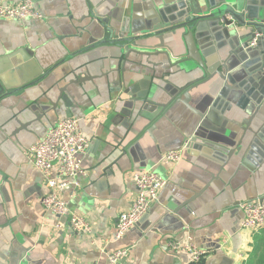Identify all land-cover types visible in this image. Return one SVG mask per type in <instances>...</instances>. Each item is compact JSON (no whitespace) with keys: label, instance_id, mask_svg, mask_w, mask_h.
<instances>
[{"label":"crops","instance_id":"obj_1","mask_svg":"<svg viewBox=\"0 0 264 264\" xmlns=\"http://www.w3.org/2000/svg\"><path fill=\"white\" fill-rule=\"evenodd\" d=\"M32 1L42 18L0 19V264H109V253L119 249H129L120 264H264V228L241 227V203L264 194V136L248 153L250 158L234 156L223 166L187 147L193 135H203L200 126L238 141L243 131L235 121L256 109L253 125L264 124V84L253 87L257 78H245L243 72L236 80H246L244 88H252L251 94L242 88L231 91L216 75L193 90L189 105L204 111L205 105L198 107L197 102L217 95L224 100L220 112L208 111L202 119L184 103L175 102L155 121L137 118L130 115L118 68H135L142 59L155 64L154 70L147 65V72L159 75L155 82L162 102L171 98L169 92L203 75L190 67L186 71L170 67L165 55L131 54L126 61L127 49L118 45L123 29L152 25L158 7L177 0ZM199 1L217 7L239 1L250 10H264V0ZM210 37L216 44L213 33ZM164 41L167 48L186 49L181 32L165 34ZM159 43L150 41L152 46ZM229 50V45L221 50L222 59ZM173 57L179 56L174 52ZM86 69L91 75L107 74L95 84L70 85L66 99L51 109L45 96L56 101L58 88ZM255 94H261L258 104ZM65 117L79 119L90 141L81 155L85 173L80 186L73 196L61 193L71 212L90 224V232L83 235L69 229L68 218L44 207L42 199L50 187L25 155ZM251 138L248 135V141ZM180 149L179 162L162 161L167 151ZM143 170L156 171L167 184L147 216L115 240L118 218L136 194L133 175ZM173 242L192 244L209 254L187 263L190 253L173 249Z\"/></svg>","mask_w":264,"mask_h":264},{"label":"water","instance_id":"obj_2","mask_svg":"<svg viewBox=\"0 0 264 264\" xmlns=\"http://www.w3.org/2000/svg\"><path fill=\"white\" fill-rule=\"evenodd\" d=\"M179 8L180 11H178ZM244 28H248V32L241 33ZM233 30L235 31L234 35L231 33ZM179 32H181L186 49L180 50L179 46H177L178 48H175L176 46L167 48L164 45L165 34L172 33L175 36ZM211 33L217 41L216 44L211 42ZM118 38V45L127 49L124 59L126 61L131 54L136 57H149L154 54L165 55L170 67H178L180 71L182 69L186 71L190 67L203 73L201 78L186 83L174 92H169L171 98L167 102H162L160 101L161 90L155 82L160 77L156 72H147V65H151L154 70L156 69L155 64L149 61L144 62L142 59L136 62L135 68H118L122 92L129 98L127 106L130 115L135 114L137 118H149L150 121H155L156 118L163 116V111L175 102L184 103L202 119L209 115L208 111L220 112L224 100L217 95L216 97L207 95L197 102L198 105L196 103L198 107L205 105L204 111L200 112L189 105L190 101L193 100V90L204 82H209L216 75L229 86L231 91L242 88L251 94L252 88H244L243 84L246 80L241 82L236 80V76L243 72L245 78L252 76L257 78L252 83L253 87H260L264 84V10H250L248 6H244L239 1H234L231 4L224 3L219 7L213 2L206 5L199 0L167 2L158 7L152 25L146 28L134 27L129 32L123 29ZM255 38L257 43L252 45ZM152 39H157L160 43L152 46L150 44ZM227 45H229L230 50L227 56L222 59L221 50ZM155 49L157 51H154ZM174 52L178 54V58L173 57ZM106 74L91 75L88 69L82 73H74V78L70 79L63 87L58 88L59 96L56 101L47 95L45 97L50 102L51 109L55 110L58 102L61 99H66L64 92L68 90L70 85L83 87L88 82L94 83L95 80L104 77ZM262 90L264 94V88ZM182 93L184 98H181ZM253 97L257 104L262 101L261 94L260 96L255 94ZM71 98L74 99L73 96ZM231 106L228 104V109ZM147 112H155V114L148 115ZM257 115L258 109L250 113L248 118L241 122L235 121L236 125L243 131L236 142L230 141L225 136L214 135L210 130L200 126L198 130L202 131L203 135H193L188 141L187 147L193 150V154L205 156L222 166L234 156L241 155L242 158H250L248 153L253 149L255 143L264 136V124L253 125ZM220 117L225 120L224 117ZM19 123L22 126V123ZM248 135H252L249 141ZM146 216L147 214L144 217Z\"/></svg>","mask_w":264,"mask_h":264},{"label":"built area","instance_id":"obj_3","mask_svg":"<svg viewBox=\"0 0 264 264\" xmlns=\"http://www.w3.org/2000/svg\"><path fill=\"white\" fill-rule=\"evenodd\" d=\"M42 18L32 0L13 3L12 0H0V19L25 21ZM257 39L252 41L256 45ZM90 144L83 134L80 121L75 117H65L50 126L46 134L25 150V155L31 164L44 177L50 191L43 197L42 202L47 211L69 221V229L75 234L90 232L91 226L86 219L72 213L69 200L61 196L68 193L73 196L80 186V177L85 170L81 155ZM183 151H167L162 158L164 163H177L182 159ZM136 194L129 209L123 211L117 221L114 238L121 239L130 229L134 228L149 212L153 203L159 200L160 191L167 184V180L154 170L136 171L133 175ZM244 217L241 227L253 231L264 228V194L241 203ZM59 227H63L59 223ZM177 251H187L190 259L187 263L199 262L206 258L209 251L198 246L171 243ZM129 253V249H119L109 253V264H120Z\"/></svg>","mask_w":264,"mask_h":264}]
</instances>
